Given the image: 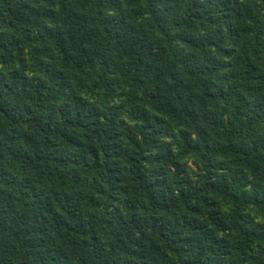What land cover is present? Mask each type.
Listing matches in <instances>:
<instances>
[{
    "label": "trees",
    "instance_id": "1",
    "mask_svg": "<svg viewBox=\"0 0 264 264\" xmlns=\"http://www.w3.org/2000/svg\"><path fill=\"white\" fill-rule=\"evenodd\" d=\"M0 264H264V0H0Z\"/></svg>",
    "mask_w": 264,
    "mask_h": 264
}]
</instances>
